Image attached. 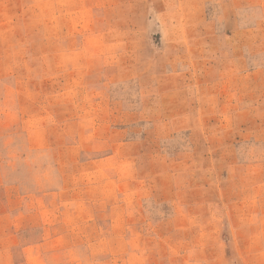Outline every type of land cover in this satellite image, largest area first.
<instances>
[{"label":"rangeland","instance_id":"obj_1","mask_svg":"<svg viewBox=\"0 0 264 264\" xmlns=\"http://www.w3.org/2000/svg\"><path fill=\"white\" fill-rule=\"evenodd\" d=\"M0 264H264V0H0Z\"/></svg>","mask_w":264,"mask_h":264}]
</instances>
